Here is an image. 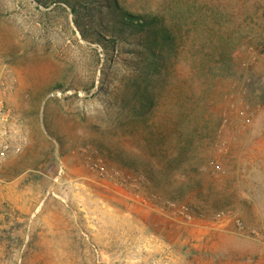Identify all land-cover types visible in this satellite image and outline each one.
<instances>
[{
    "label": "rangeland",
    "instance_id": "1",
    "mask_svg": "<svg viewBox=\"0 0 264 264\" xmlns=\"http://www.w3.org/2000/svg\"><path fill=\"white\" fill-rule=\"evenodd\" d=\"M42 1L0 0V264H264V0H120L176 35L148 78L107 0L87 37ZM237 29L216 65L209 43ZM189 122L206 140L161 175L167 125Z\"/></svg>",
    "mask_w": 264,
    "mask_h": 264
},
{
    "label": "trees",
    "instance_id": "2",
    "mask_svg": "<svg viewBox=\"0 0 264 264\" xmlns=\"http://www.w3.org/2000/svg\"><path fill=\"white\" fill-rule=\"evenodd\" d=\"M44 2L42 0H38ZM59 2L67 3L72 12L75 15L74 23L79 28L83 36H88V28H95L98 23L100 15V7H102V0H60ZM108 8L110 7L116 16L114 26L110 33L114 36H122L127 33L144 34L146 48L141 51L142 70L146 78L153 76L163 67L167 71L170 69L169 59H167L166 50H172L175 47L176 35L173 33L171 27L166 23L165 17L155 14H136L132 13L125 8L120 0H107ZM87 13V15H86ZM84 21H87V29H84ZM240 29L233 30L232 33L226 35L224 31H219L217 40L213 39L209 43L211 48L217 49L219 57L216 58L215 64L221 66L227 62H231L235 58L233 57L234 51L238 46V42L234 39L237 36ZM161 37V41L158 42L157 38ZM112 38V39H113ZM111 39V40H112ZM213 45V47H212ZM205 56H209L210 47H206ZM165 52V53H164ZM148 87H145V91L141 94L139 101L140 108L144 113H154L151 107L153 101L148 94ZM201 104L209 112L211 108L212 98L206 96V93L199 98ZM199 103L196 105L198 106ZM195 109L193 110V112ZM190 115V114H189ZM190 123V122H189ZM175 125V126H174ZM167 125L168 129V146L162 152L164 155L163 164L158 165V171L161 175L168 171V176H175L172 170H175L177 164L189 162L195 159L194 152L200 146L202 141L206 140V136L201 134L199 127L195 123H190L185 127L177 125L176 123ZM161 131V128L155 123L154 126ZM185 128V129H184ZM166 130V129H164ZM154 131V130H152ZM167 135V134H166ZM165 140V139H163ZM186 171L197 170L199 164L188 163L185 165ZM158 173V174H159Z\"/></svg>",
    "mask_w": 264,
    "mask_h": 264
},
{
    "label": "built area",
    "instance_id": "3",
    "mask_svg": "<svg viewBox=\"0 0 264 264\" xmlns=\"http://www.w3.org/2000/svg\"><path fill=\"white\" fill-rule=\"evenodd\" d=\"M0 121L1 122H7L10 124L13 123L12 121V117L10 115V110L6 108L5 102L3 99L0 98ZM0 138L3 136L2 130H0ZM0 141L2 142V146L0 149V152L5 154L7 153L9 150H11L13 148L12 143L8 140H4V139H0Z\"/></svg>",
    "mask_w": 264,
    "mask_h": 264
}]
</instances>
